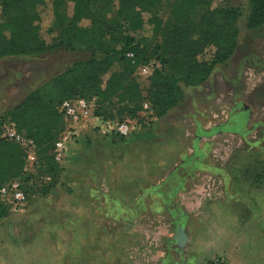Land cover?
Wrapping results in <instances>:
<instances>
[{"label": "rangeland", "instance_id": "1", "mask_svg": "<svg viewBox=\"0 0 264 264\" xmlns=\"http://www.w3.org/2000/svg\"><path fill=\"white\" fill-rule=\"evenodd\" d=\"M172 2L163 0L157 11L161 27L167 31L173 28L169 14ZM224 3L242 13L237 46L232 57L216 65L204 83L183 86L181 102L161 118L149 111L137 113L132 119L136 129L127 138L102 132L92 121L74 136L76 144L83 140L82 132L91 134V138L85 137L90 144L104 142L92 156L89 149L85 153L99 177L92 191L94 213L101 215L106 225L84 231L83 226H69L62 217L51 226H25L28 219L16 217L2 219L0 264H208L214 260L207 258L219 251L216 243L224 240V228L231 232L233 226H264V25L248 28L250 0H217L213 6ZM110 8L115 15L118 1ZM73 9L71 2L61 7L69 18ZM40 11L42 36L48 43L57 42L58 26L49 32L54 19L52 0H45ZM88 24V20L83 21V25ZM127 34L134 37V43L145 38L141 46L154 65L152 73L162 68L155 50L163 39L159 32L154 34L151 24L146 22L142 30ZM106 45L113 46L110 42ZM213 50L208 48L201 58L209 60ZM91 56L90 50L59 47L38 57L0 59V115L5 116L28 93L75 61ZM119 69L120 64H115L112 72ZM135 76L147 94L150 82L137 72ZM147 132L155 143L151 167L162 158L164 166L156 162L154 175L144 180L140 177L144 172L137 175L138 168L129 164V170L136 171L131 182L111 183L109 173L115 168L119 172L121 168L115 166L124 159L137 158L142 163L149 154L138 146V150L128 152L138 135ZM116 178L120 179L119 175ZM101 179H106L105 183ZM49 181L41 168L31 171V177L23 182L30 194L28 203L42 198V186ZM56 187L66 190L60 181ZM26 209L27 205L21 212ZM43 217L55 215L42 208L30 220L41 221ZM19 222L23 226H9ZM179 226H184L188 237L180 250ZM255 253L258 262L252 264H260L262 258ZM18 255L21 258L17 261Z\"/></svg>", "mask_w": 264, "mask_h": 264}, {"label": "trees", "instance_id": "2", "mask_svg": "<svg viewBox=\"0 0 264 264\" xmlns=\"http://www.w3.org/2000/svg\"><path fill=\"white\" fill-rule=\"evenodd\" d=\"M115 1L118 9L112 15L110 7ZM215 1L173 0L169 11L173 28L167 31L157 16L163 0H52L54 19L49 32L58 26L59 38L48 43L40 22L45 0H0V59L38 57L59 47L92 51L89 59L75 61L28 93L5 116L0 115V186L31 177L25 150L2 137L6 122H14L20 133L35 141V168H41L51 181L42 186L41 195L45 196L60 181L63 170L52 155L55 142L66 129L57 108L60 101L95 98L94 115L118 121L138 117L148 102L151 114L161 118L181 102L183 86L204 83L216 65L226 63L234 54L242 14L240 8L226 3L213 6ZM65 2L74 4L71 18L61 10ZM84 20L89 24L83 25ZM146 22L163 40L155 50L162 68L147 78L150 85L144 94L135 75L140 65L150 62L147 49L141 46L145 38L134 43L127 33L142 30ZM247 24L249 29L264 25V0H250ZM107 42L113 46L107 47ZM208 48L214 49L211 58L202 59ZM130 52L133 57L128 56ZM115 64H120V69L112 72ZM8 212L0 205V219ZM208 264L222 263L215 260Z\"/></svg>", "mask_w": 264, "mask_h": 264}, {"label": "crops", "instance_id": "3", "mask_svg": "<svg viewBox=\"0 0 264 264\" xmlns=\"http://www.w3.org/2000/svg\"><path fill=\"white\" fill-rule=\"evenodd\" d=\"M82 128H78V135L81 134ZM85 134L79 140L78 144L75 143L76 140H71L69 143L70 146V155L69 160L63 166V170L61 172L60 184L63 187H66V190L60 189L59 187L51 189L45 196L42 198L31 200L27 203L26 212L21 211H9L6 217L1 218H9L16 217V219H28L24 222L25 226H51L55 222H57L59 217H62V221H66L69 226H83V230L87 231L90 226H104L106 223L101 221V215L96 217L94 213V208L96 204H93V199L95 198L92 195V191L94 188V184L96 181L99 183V177L97 172L91 169V164L89 163L90 159L87 157L85 150L89 149V154L92 156V152L94 150H98L104 145V142H96L94 144H90L88 138H91V134L87 132H82ZM87 134V135H86ZM88 136V138H85ZM152 134L142 133L138 135V137L134 140L135 144H132V147L128 152L130 153L132 149L138 150V148L149 151V154L142 158V163L140 160H123L124 164H119L121 168L118 172V168L112 171L108 175V179L113 182L122 181L123 184L130 183L131 174H134L136 171L133 169L129 170L127 167L131 164L132 168L137 170V175H139V171L144 172V175L140 176L144 180H148L154 175V165L156 162L158 165L162 163L164 166L165 159H160L155 161L153 164L154 156L152 151L154 152V141L151 139ZM132 142V143H134ZM96 146H100L96 148ZM131 158V156H129ZM139 159V158H138ZM99 160V159H98ZM97 160V161H98ZM100 163V162H99ZM142 167V169H141ZM90 168V169H89ZM125 170V175L121 176L122 171ZM119 175V178L116 177ZM106 179H101L102 183H105ZM113 181V182H112ZM140 181V179L138 180ZM229 204V203H227ZM44 209V212L47 211L50 215H55L54 218H41L42 223L39 221L31 222V218L34 214H38L41 209ZM6 226V225H5ZM9 226H23L21 222L19 224H10ZM213 228V227H212ZM225 234V235H224ZM224 240L221 239V242L216 243V246L219 248L218 252H214L209 260H224L227 264H251L253 262H258L255 258L258 257L257 253L262 258V264H264V226H233L232 231H226L223 229ZM191 240V239H190ZM8 247H12L11 243H9ZM20 249H24V245L19 244ZM12 249V248H11ZM10 249V250H11ZM21 255H18V259L20 260ZM260 263V264H261Z\"/></svg>", "mask_w": 264, "mask_h": 264}, {"label": "built area", "instance_id": "4", "mask_svg": "<svg viewBox=\"0 0 264 264\" xmlns=\"http://www.w3.org/2000/svg\"><path fill=\"white\" fill-rule=\"evenodd\" d=\"M129 57H133V53H128ZM154 65L152 62L140 65L137 73L144 78H148L152 74ZM57 108L62 113L66 129L62 136L55 142L52 149V155L55 161L62 167L69 160L70 146L69 143L78 135V128L86 127L89 121L93 122V126L100 128L102 132L110 133L127 138L133 134L137 123L128 118L124 121L118 120H104L101 117L94 115L96 108V99H86L83 97H76L65 99L58 103ZM143 110L149 111L150 104L145 102ZM150 112V111H149ZM2 137L18 144L26 152V170H35L37 163L36 143L33 139L24 136L20 133L14 122L8 121L2 128ZM46 179H50L46 176ZM29 192L25 189L23 182L19 179H13L4 185L0 186V205L9 211H21L25 208L29 199ZM222 264H227L224 260L218 259Z\"/></svg>", "mask_w": 264, "mask_h": 264}, {"label": "water", "instance_id": "5", "mask_svg": "<svg viewBox=\"0 0 264 264\" xmlns=\"http://www.w3.org/2000/svg\"><path fill=\"white\" fill-rule=\"evenodd\" d=\"M176 236H177V249L180 250L185 246L186 242L188 241V237L186 236L184 226L178 227Z\"/></svg>", "mask_w": 264, "mask_h": 264}]
</instances>
